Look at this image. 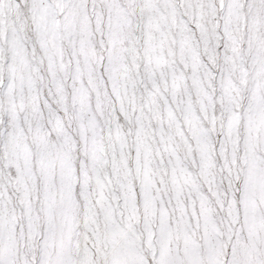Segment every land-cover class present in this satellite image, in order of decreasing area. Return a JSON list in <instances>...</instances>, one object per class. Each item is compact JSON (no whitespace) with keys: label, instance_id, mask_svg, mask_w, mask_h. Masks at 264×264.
Listing matches in <instances>:
<instances>
[{"label":"snow or ice","instance_id":"1","mask_svg":"<svg viewBox=\"0 0 264 264\" xmlns=\"http://www.w3.org/2000/svg\"><path fill=\"white\" fill-rule=\"evenodd\" d=\"M0 264H264V0H0Z\"/></svg>","mask_w":264,"mask_h":264}]
</instances>
